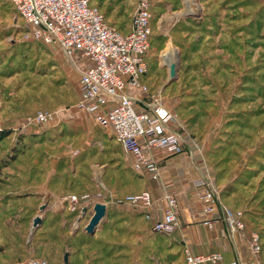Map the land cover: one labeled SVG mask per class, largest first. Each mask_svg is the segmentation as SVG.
I'll return each mask as SVG.
<instances>
[{"label": "rangeland", "instance_id": "1", "mask_svg": "<svg viewBox=\"0 0 264 264\" xmlns=\"http://www.w3.org/2000/svg\"><path fill=\"white\" fill-rule=\"evenodd\" d=\"M150 1L152 34L141 81L147 101L159 98L177 120L172 128L182 135L184 153L175 156L190 162L194 176L174 174L169 181L174 189L189 184L198 200L216 193L242 214L244 238L233 243L224 222L209 228L197 221L190 238L178 220L172 232L159 233L150 227L156 219L112 204L134 212L135 222L116 224L106 212L87 234L90 208L110 193L122 199L118 190H138L139 175L147 174L132 168L108 127L78 108L72 63L56 46L34 41L8 0H0V135L6 134L0 163H7L0 175V264H65L66 254L67 264H186L187 253H220L221 261L205 264H231L236 249L251 258L246 238L253 231L262 234L264 262V0ZM92 4L121 34L130 28L136 0ZM39 112L47 121L37 120ZM129 166L135 179L119 180L117 173ZM83 195L88 202L69 211L67 198ZM53 201L62 205L60 216L52 214ZM201 237L214 242L194 244Z\"/></svg>", "mask_w": 264, "mask_h": 264}, {"label": "built area", "instance_id": "2", "mask_svg": "<svg viewBox=\"0 0 264 264\" xmlns=\"http://www.w3.org/2000/svg\"><path fill=\"white\" fill-rule=\"evenodd\" d=\"M8 2L27 24L34 41L56 46L72 63L79 76L78 108L91 115L97 124L110 129L120 148L132 157L134 170L157 180L160 171L154 160L155 151L181 155L184 141L172 128V123L177 120L171 111L159 98L147 101L148 90L141 81L147 72L146 56L152 34L151 1L136 0L131 30L127 34H121L107 24L105 16L91 0ZM47 119L45 113L37 114L39 122ZM216 195L206 191L199 196L204 205L203 212L211 214L220 206L229 237L236 243L238 237L244 238L246 230L242 214L226 208ZM89 198V195L68 197L69 211H79L81 207L77 205L88 202ZM163 199L166 208L153 229L169 234L177 226V200L170 195ZM106 201L107 204L139 209L144 218L150 220L157 202L147 191L122 199H115L110 193ZM204 225L213 227L211 221H204ZM246 247L251 258L236 249V258L231 264H264L260 263L262 247L258 232L253 231L247 236ZM246 258L247 263L244 262ZM221 259L220 253H187L185 256L186 264L217 263Z\"/></svg>", "mask_w": 264, "mask_h": 264}, {"label": "crops", "instance_id": "3", "mask_svg": "<svg viewBox=\"0 0 264 264\" xmlns=\"http://www.w3.org/2000/svg\"><path fill=\"white\" fill-rule=\"evenodd\" d=\"M100 10L102 12V9ZM130 30H131V26L129 29L125 31L124 34L129 33ZM154 160L159 167V171H160L159 178L157 180H152L149 178V176L147 177V175H143V176L139 175V182L141 183V187H139L138 190L133 191V192H129V191L125 192V191L118 190V193L123 194V195H120L119 197H126L128 195L139 194L144 191L149 192L151 197L154 200H157L156 206L153 210V218L156 219V221H158L162 219L163 212L166 208V201L163 199V197H165L166 195L174 196L177 200V209H176L177 220L180 225L182 226L185 225L184 229H187L186 234L189 235L188 236L189 238L192 236L191 229H193L194 227L190 225L196 224L197 221L198 222L211 221V223L213 224V227L216 226L217 228L222 225V223L224 222V217H223V213L221 209L216 207L213 213L205 214L203 212V207H204L203 203H201L191 192H189L190 190L189 184H186V186L185 184H182V185L176 186V189H174L175 186H172L171 181H169L172 178V176H174V174H178V175L183 174V176L185 177H182V178H186V176L188 175L187 177L188 180L194 177L192 176V170H191L192 165L190 164V162H188L186 159H183L181 157H178L175 155H168L162 152H157ZM172 166L176 167L177 169L171 171L170 167ZM131 167L132 166H129V170L127 171H120V174L117 173L116 177L119 180L121 178L122 181L134 180L137 175L133 172L132 170L133 167L132 168ZM53 203H54L53 207H51L52 212H53L52 214L55 216V214H57L58 212V215L59 214L61 215V213L59 212H62V209H63L62 205H60V203H57V201H53ZM104 205L106 206V212H109V215H110L109 218L113 217L116 224L123 223V226H125L126 224H127L126 226H128L130 223L135 222V219L137 216L135 215L134 212L124 213L120 211V209L117 210V209H114V207H110L108 204L104 203ZM90 209L93 212V207ZM50 217L51 216L49 215L48 220ZM139 218L142 219L140 216ZM153 225L154 224L152 222V224H150V227L152 228ZM211 242H214V240L212 241L211 238L209 239L207 237H201V239H196V241L194 240V244L203 243L207 245L210 243V245H212ZM193 249L194 251H196L195 248ZM245 260L246 261L244 262L247 263L248 259L246 258Z\"/></svg>", "mask_w": 264, "mask_h": 264}, {"label": "water", "instance_id": "4", "mask_svg": "<svg viewBox=\"0 0 264 264\" xmlns=\"http://www.w3.org/2000/svg\"><path fill=\"white\" fill-rule=\"evenodd\" d=\"M168 72H169V80L172 81L176 78V65L174 63H171L167 66ZM43 207H40L42 210ZM86 211V208L83 209V213ZM106 215V206L104 204H95L93 206V215L90 218V221L85 228V232L89 235L94 233L95 228L98 226V224L104 219ZM41 222V219L39 217L35 218L33 220V227H37ZM67 254L64 256V263L67 264Z\"/></svg>", "mask_w": 264, "mask_h": 264}, {"label": "trees", "instance_id": "5", "mask_svg": "<svg viewBox=\"0 0 264 264\" xmlns=\"http://www.w3.org/2000/svg\"><path fill=\"white\" fill-rule=\"evenodd\" d=\"M103 15H104V14H103ZM150 39H151V37H150ZM5 137H6V134H5V133H2V134L0 135V141L3 140V139H5ZM6 164H7V163H5V162L0 163V175L2 174V170L6 167ZM258 234H259L260 239H261V247H263L262 234H261V232H258ZM263 263H264V262H263Z\"/></svg>", "mask_w": 264, "mask_h": 264}]
</instances>
